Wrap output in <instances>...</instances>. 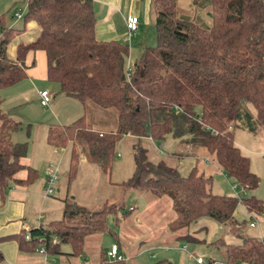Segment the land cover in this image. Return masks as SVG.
<instances>
[{
    "label": "trees",
    "instance_id": "16d2710c",
    "mask_svg": "<svg viewBox=\"0 0 264 264\" xmlns=\"http://www.w3.org/2000/svg\"><path fill=\"white\" fill-rule=\"evenodd\" d=\"M193 6L203 10L206 23L179 13L176 0H150L153 44L144 46L131 65L126 44L94 38L91 0H27L20 29L5 28L0 21V90L24 79L25 55L39 51L45 57L47 81L58 86V94L83 107L82 116L49 127L46 133L49 146H71L68 183L76 174L79 156L108 178L115 145L125 136L156 143L168 137L183 148L174 156L194 159L188 173L180 176L165 161L152 162L144 149L132 146L131 176L118 184L128 192L166 198L171 212L167 230L179 233L175 240L186 244L200 242L194 235L202 228H192L201 220L236 229L239 224L234 216L239 202L213 194L212 177L197 169L191 155L203 150L243 193L252 192L259 178L234 144L233 132L264 134V0H193ZM27 23H33L38 33L31 42L18 44L11 60L6 47ZM94 117L105 119L104 130L93 127ZM19 129V123L0 108V190L11 183H29L35 175L27 169L25 180H14L22 169L19 159L26 154L25 143L10 140ZM240 202L251 216L264 214L263 203L254 196ZM130 211L104 202L89 212L68 199L59 220L0 241L14 240L20 251L42 246L52 256L61 255L59 248L65 245L66 255L77 258L89 237L111 235L105 223L108 215L114 216L117 226V213ZM237 241L224 246L226 264H264L261 239L237 234ZM96 264L127 262L109 261L102 252Z\"/></svg>",
    "mask_w": 264,
    "mask_h": 264
},
{
    "label": "crops",
    "instance_id": "0c3cea01",
    "mask_svg": "<svg viewBox=\"0 0 264 264\" xmlns=\"http://www.w3.org/2000/svg\"><path fill=\"white\" fill-rule=\"evenodd\" d=\"M24 1V0H23ZM92 2V10L95 19V27H94V38L97 41H117L128 46V58L127 63L131 65L135 62V56L140 55V52L145 44L143 42L138 41L139 36L142 31H145L149 27L152 28L151 17L149 14V2L150 0H91ZM129 16H135L138 20L137 23V30L134 33V41L133 43L129 40L128 43L122 42L123 37L125 36V25L124 21ZM38 28L33 23H28L25 25L24 31L17 33L9 42L6 47V55L9 59L14 58L15 48L18 44H27L31 42L37 35ZM132 39V38H131ZM153 39V32L150 37V41L152 42ZM139 57V56H138ZM24 66H25V78L10 86L8 88H4L0 90V97L3 98V94L11 88H14V92L21 96L24 100L26 99L27 94L32 95L31 103L35 107L36 110L33 112L38 117H41V127L40 134L33 138H29L30 142L27 141L26 146V154L24 157L19 159V164L22 167L20 171H18L14 175V180L23 181L26 179L27 176V169L34 171L35 175L33 176L31 182L25 184H9V187L5 190H0V239H6L13 236L18 235L19 233H28L30 230L36 229L38 227L46 226L49 222L59 220L61 217V213L63 210V204L65 200L70 199L76 205V201L73 197H68V191L76 181L78 174L81 171H85L89 173L91 176L98 179V176H103L96 166L89 164L85 161L82 156L78 157L77 162V169L74 178L68 183L67 181V174L69 169L70 163V152L71 146L67 145L64 148L58 149L49 146L46 143V133L49 127L52 126H64L67 123H71L80 116L83 115V107L77 101L72 100L70 98L64 97L63 95L58 94V90L50 96V102L47 107L43 108L39 105V96L38 93L41 91L47 90L48 92L53 89L52 82L47 81L46 79V65H45V57L42 52H34V53H27L24 58ZM54 91V90H52ZM50 93V92H49ZM52 93V92H51ZM59 100V104H70L71 102H75L78 104L80 112L76 114L66 113L63 117L60 115L57 117L56 106L55 102ZM3 100L1 101L0 108L2 113L9 118L10 120L19 123L20 126H27L30 128L32 125L29 122H35L27 120L24 116L16 114L17 116H13L10 112L14 111V107L6 109V111L2 107ZM21 105V101L19 102ZM16 105V106H19ZM43 110V111H40ZM40 111V113H37ZM46 111V112H45ZM48 114V115H47ZM53 115V116H50ZM50 116V117H49ZM50 118L53 122H45L44 119ZM55 119V120H54ZM96 126V130H104L105 127V119L96 118L94 119ZM27 128V130H28ZM20 133L23 139H25V135L28 139L29 135L25 128L21 130ZM18 130V131H19ZM18 131L12 133L10 135V140L12 143L21 144L24 143L25 140H20L21 136L15 135ZM123 138H130L135 140L130 136H125ZM122 138V139H123ZM168 138V137H167ZM141 140L150 141L147 138H142ZM174 140V139H172ZM136 141V140H135ZM140 141V140H139ZM26 142V141H25ZM152 142V141H150ZM166 139L162 142L165 143ZM37 147V150H36ZM181 145L178 142L177 150L180 151ZM175 151V152H176ZM174 153L168 156V160L166 163L171 167H174L177 173L180 176H185L191 167L195 164V161L192 157H184V158H177L174 156ZM161 154V153H160ZM202 154V150H197L193 153V155L197 160L198 156ZM41 160H39V158ZM119 158V155L116 156ZM264 158V156H263ZM51 159H57L58 169L60 166L63 168V172L59 176H57V182L55 185V191L51 197L42 198L44 181L46 177L45 171L46 167L48 168L52 163ZM188 159V160H187ZM133 165V162H132ZM212 167V164H209ZM197 166V162H196ZM133 169V166H132ZM218 169V168H217ZM250 170V167H249ZM203 174L210 176L208 169H201L200 170ZM251 171V170H250ZM254 174V173H253ZM255 175V174H254ZM258 177V176H257ZM100 178V177H99ZM106 184L111 186L112 188H116L117 193L122 195L123 189L118 186L120 183H112L109 179H107ZM261 179L259 180L258 187L253 191V195L257 200H260L264 205V196L262 192L264 191V186H262ZM263 190V191H262ZM63 191V198L59 197L60 192ZM132 192V191H131ZM147 194H140V195H133L135 198H142ZM218 195V194H217ZM119 198V196H117ZM162 198L150 199L148 206L146 207L145 214L140 215L134 213L132 218L128 223H124L120 225V222L125 221L127 215L120 216L117 213L116 217L119 218L118 228L126 227L128 225H134L135 227L142 226L143 224V217L146 215L147 212L151 211V207L156 203L160 202ZM108 203V200L104 199L101 200L102 203ZM110 204V203H108ZM79 206V205H77ZM81 206V205H80ZM82 207V206H81ZM167 207L170 212V204L167 202ZM84 208V207H82ZM85 209V208H84ZM131 210L129 213L133 212V207H128L127 210ZM245 209V208H244ZM246 211V210H245ZM247 212V211H246ZM236 213V212H235ZM171 214V212H170ZM249 229H257L255 234L249 235L246 229H239L234 228L233 226H219L210 220H201L194 228L193 231H197L198 229L202 228L201 231H197L194 235L196 239L200 240L199 243H193L196 245L203 246V249H197L192 247L190 249L191 254L186 256L184 249H180V251H176L177 257L175 259H171L173 256V251H169L166 249L173 248L175 245L174 239L170 241L169 246H164L166 251L165 253L172 252L170 254H166V259H162L159 261H167L170 264H174L176 261L177 264H188L190 259H194L195 264L196 258H202L205 260V264H226L224 262V246L227 245H235L238 243L237 241V234H242L245 237H254L257 239L264 240V214L260 217H253L249 213ZM171 216V215H170ZM235 220L239 222L240 220L237 219L236 214ZM125 217V218H124ZM170 220V219H169ZM251 220H255L256 222L253 223V226L250 227ZM133 221V224L131 223ZM168 223V222H167ZM167 223L165 224V229H167ZM240 223V222H239ZM115 225V224H114ZM239 230V231H238ZM220 234L217 239H213L215 235ZM103 236V235H102ZM102 236H92L85 240L83 253L77 257L72 258L68 257L66 254L69 253V248L65 245L60 246L59 252L61 255H48V254H39L36 251H20L17 248L16 242L14 240H2L0 241V254L2 256V261L0 264H96L98 260V255L102 253L100 245L102 243ZM122 233L119 237L115 236L114 233H111L112 242H109V245L115 244L117 247V254L120 255L122 260H125L127 264H139L135 259L130 258L127 260V257L124 256L127 253L125 244L123 243ZM217 242L219 244H213ZM143 242L140 238L136 237L133 241L134 255H139L142 252L152 249V245L146 246L147 248H142ZM182 243V242H180ZM186 244V243H184ZM219 248H222V258L220 257ZM109 249V246L107 250ZM135 256V257H136ZM212 257V258H211ZM158 262V261H157Z\"/></svg>",
    "mask_w": 264,
    "mask_h": 264
},
{
    "label": "rangeland",
    "instance_id": "374dc122",
    "mask_svg": "<svg viewBox=\"0 0 264 264\" xmlns=\"http://www.w3.org/2000/svg\"><path fill=\"white\" fill-rule=\"evenodd\" d=\"M176 7L179 13L188 15L192 20L199 19L200 21L207 22V18L204 16L203 10L194 9L193 0H176ZM26 9V2L23 0H0V21L2 22L1 26L5 28H17L20 29L22 24L13 18V15L16 11L25 13ZM28 24V23H27ZM143 33V34H142ZM139 36L138 41L143 42L144 46H151L153 43L150 41V37L152 35V28H148L145 31H142ZM135 35H132V39L130 38L129 43H133ZM139 56V55H138ZM138 56L136 55L135 58L137 59ZM53 89L49 92L45 90L50 96L58 90V86L56 84H52ZM14 88H11L3 94V104L2 107L6 111L9 108L14 107V111L10 112L11 115L14 117L17 116L16 114L24 116L29 121L32 126L28 128V125L20 126L26 129L27 134L29 135L28 139L25 135V139L21 136L20 130L15 135L21 136L20 140L23 141L27 146V141L30 142V139L38 136L40 134V127H41V117L37 118V114L33 112L35 107L31 103L32 95L27 94L26 99L24 100L21 96H19L16 91L14 92ZM54 90V91H52ZM52 92V93H51ZM21 101V105L19 102ZM59 100H56V115L63 117L66 113L71 114H78L80 109L78 104L75 102H71L70 104H59ZM19 105V106H16ZM96 111H102L100 109L94 108ZM251 112L252 109L249 107ZM43 111V110H40ZM38 111L37 113H40ZM46 112V111H45ZM48 115V114H47ZM50 116H53L50 114ZM49 116V117H50ZM17 118H19L17 116ZM98 117H94L96 119ZM55 120V119H54ZM53 122L50 118L44 119V123ZM68 124V123H67ZM28 128V130H27ZM30 138V139H29ZM233 141L234 144L238 147L241 154L248 158L249 167L252 173L258 176L259 180L261 179V183H264V134H259L257 137L247 133L245 130L236 129L233 132ZM138 145L141 149L146 151L147 158L152 162H158L160 160L167 161L168 156L174 153L177 150L178 141L172 140L171 138H166L165 143H156V142H148L147 140H140L135 141L130 138H123L118 143H116L114 148V159L111 167L110 174L107 177L98 176V179L91 176L89 173L85 171H81L78 174V177L70 191H68V197H73L79 205V207H84L87 211L92 212L97 210L101 205V200H108L110 204H118L122 207V210L125 211L128 207H133V212L129 213L126 217H132L134 213L143 215L145 214L146 207L149 204V200L153 198L149 195H146L142 198H135L133 195H140L141 193L138 191L128 192L129 190H123V194L119 195L117 193L116 188H112L106 184L107 179H109L112 183H122L126 181L132 173V146ZM37 150V147H36ZM181 150V148H180ZM161 153V154H160ZM202 155L198 156L197 158V169L200 171L201 169L205 170L208 169L209 174L212 177L211 182V192L213 194L224 195V196H231L234 197L239 203L235 209V214L237 219H239L240 223L238 224V229L242 231V229L247 230V236L249 232L253 235L256 233L257 229H249V216L245 211L244 207L242 206L240 200L244 199L248 196L253 195L252 192H242L238 186L227 176L222 174L220 170L217 169L216 165L214 164V160L211 156L204 153L202 150ZM119 155V158L116 156ZM39 160L40 157H38ZM184 158V157H183ZM188 160V159H187ZM51 165L47 168V170L56 171V176H59L61 172H63V167L60 166L58 169L57 159H51ZM212 164V167L209 165ZM208 176V175H206ZM100 177V178H99ZM264 186V184H262ZM263 191V190H262ZM63 191L60 192L59 197L63 198ZM264 196V191L262 192ZM119 196V198H117ZM168 200L166 198H162L160 202L156 203L151 207V211L147 212L146 215L143 217V224L142 226L135 227L134 225H128L126 227L118 228V226L123 225L124 223H128L132 218H126L125 221L120 222V225H114V216L108 215L106 217L105 223L107 229L110 233H114L115 236L119 237L122 233L123 243L125 244L126 252L124 254L127 257V260L130 258L135 259L139 264H154L159 260L166 259V254H170L172 252L165 253L164 251L169 250L173 251V256L171 259H175L177 257V252L180 249H184L186 256L191 254L190 249L195 247L197 249H203V246L196 245V244H184L177 242L175 240L176 234L169 232L165 229V224L171 219V214L167 207ZM81 205V206H80ZM125 218V217H124ZM256 222L255 220H251L253 224ZM133 224V221H131ZM220 234L214 236L213 239H217ZM138 237L143 242L142 248H147L149 245H152V249L146 250L139 255L133 254V241ZM174 239L175 245L173 248L166 249L163 248L164 246H169L170 241ZM102 243L100 248L103 253H106L109 242H112V237L110 234H105L102 236ZM220 257L222 258V248H219ZM136 256V257H135ZM212 258V257H211ZM202 259V258H200ZM132 264V263H131ZM174 264H177L174 261ZM188 264H195L194 259H190ZM203 264H205V260L203 259Z\"/></svg>",
    "mask_w": 264,
    "mask_h": 264
},
{
    "label": "built area",
    "instance_id": "2783aa9c",
    "mask_svg": "<svg viewBox=\"0 0 264 264\" xmlns=\"http://www.w3.org/2000/svg\"><path fill=\"white\" fill-rule=\"evenodd\" d=\"M25 2L27 0H24ZM22 17V13L19 11H16L13 15V18L17 21H19ZM137 23L138 20L135 16H129L125 19L124 25H125V36L122 39V42L128 43L132 35L136 32L137 30ZM39 96V105L43 108L47 107L49 102H50V96L46 91H41L38 93ZM57 182V176H56V171H51L47 170L46 172V177L44 181V187H43V193H42V198H48L51 197L55 191V185ZM250 227L253 226L252 223L249 225ZM28 238V234L25 235V239ZM264 243V240H262ZM52 243H56V241L53 239ZM39 254H44V249L42 246L38 247L35 250ZM107 260L109 261H118L122 260L120 255L117 254V247L115 244H111L109 246V249L105 253ZM196 263L197 264H202V260L200 258H196Z\"/></svg>",
    "mask_w": 264,
    "mask_h": 264
}]
</instances>
